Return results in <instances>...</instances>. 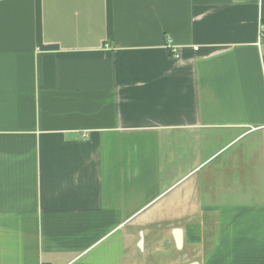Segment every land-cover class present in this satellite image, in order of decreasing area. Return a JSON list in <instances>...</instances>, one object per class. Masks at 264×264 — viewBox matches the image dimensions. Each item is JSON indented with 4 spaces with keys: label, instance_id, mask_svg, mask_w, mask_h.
<instances>
[{
    "label": "crops",
    "instance_id": "0c3cea01",
    "mask_svg": "<svg viewBox=\"0 0 264 264\" xmlns=\"http://www.w3.org/2000/svg\"><path fill=\"white\" fill-rule=\"evenodd\" d=\"M144 256L264 264V0H0V264Z\"/></svg>",
    "mask_w": 264,
    "mask_h": 264
},
{
    "label": "water",
    "instance_id": "95a60500",
    "mask_svg": "<svg viewBox=\"0 0 264 264\" xmlns=\"http://www.w3.org/2000/svg\"><path fill=\"white\" fill-rule=\"evenodd\" d=\"M171 233L173 235L174 243L176 245V248L179 250L182 246V239H183V233L184 229L183 228H174L171 230ZM142 232L139 233V240L137 242L138 246L141 248L142 247ZM196 264V263H194Z\"/></svg>",
    "mask_w": 264,
    "mask_h": 264
},
{
    "label": "rangeland",
    "instance_id": "374dc122",
    "mask_svg": "<svg viewBox=\"0 0 264 264\" xmlns=\"http://www.w3.org/2000/svg\"><path fill=\"white\" fill-rule=\"evenodd\" d=\"M181 225L183 224V223H180ZM195 258V257H194ZM143 259H144V261H145V264H156L157 263V261H158V259H156V258H153V257H148V256H144L141 260L143 261ZM169 259V258H168ZM191 260H194L193 258L191 259ZM161 262H164V263H166V258L162 261V260H160V262L159 263H161Z\"/></svg>",
    "mask_w": 264,
    "mask_h": 264
}]
</instances>
